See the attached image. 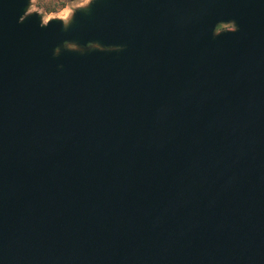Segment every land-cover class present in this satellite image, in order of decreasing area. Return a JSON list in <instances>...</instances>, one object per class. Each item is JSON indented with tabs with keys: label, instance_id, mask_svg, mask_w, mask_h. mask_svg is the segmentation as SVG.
Returning a JSON list of instances; mask_svg holds the SVG:
<instances>
[{
	"label": "water",
	"instance_id": "water-1",
	"mask_svg": "<svg viewBox=\"0 0 264 264\" xmlns=\"http://www.w3.org/2000/svg\"><path fill=\"white\" fill-rule=\"evenodd\" d=\"M29 3L0 0V264H264V0Z\"/></svg>",
	"mask_w": 264,
	"mask_h": 264
},
{
	"label": "rangeland",
	"instance_id": "rangeland-1",
	"mask_svg": "<svg viewBox=\"0 0 264 264\" xmlns=\"http://www.w3.org/2000/svg\"><path fill=\"white\" fill-rule=\"evenodd\" d=\"M92 0H30L26 14L36 13L41 17L43 24L50 20H61L65 25L71 21L76 10L86 8ZM231 26L222 25L221 29H227ZM219 32V31H217ZM74 48V46H69Z\"/></svg>",
	"mask_w": 264,
	"mask_h": 264
},
{
	"label": "flooded vegetation",
	"instance_id": "flooded-vegetation-1",
	"mask_svg": "<svg viewBox=\"0 0 264 264\" xmlns=\"http://www.w3.org/2000/svg\"><path fill=\"white\" fill-rule=\"evenodd\" d=\"M221 26H222V25H219V26L217 27V31H220V27H221ZM227 26H231V29L227 27V29H221V30H222V31H225V30H233V29H234L233 25H231V24H228Z\"/></svg>",
	"mask_w": 264,
	"mask_h": 264
}]
</instances>
